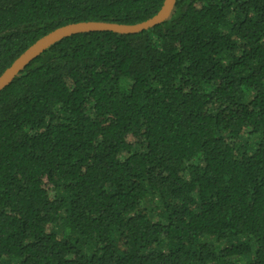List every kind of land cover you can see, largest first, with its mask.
<instances>
[{
  "label": "trees",
  "instance_id": "16d2710c",
  "mask_svg": "<svg viewBox=\"0 0 264 264\" xmlns=\"http://www.w3.org/2000/svg\"><path fill=\"white\" fill-rule=\"evenodd\" d=\"M163 1L0 0V74ZM0 264H264V0H176L28 63L0 91Z\"/></svg>",
  "mask_w": 264,
  "mask_h": 264
},
{
  "label": "water",
  "instance_id": "95a60500",
  "mask_svg": "<svg viewBox=\"0 0 264 264\" xmlns=\"http://www.w3.org/2000/svg\"><path fill=\"white\" fill-rule=\"evenodd\" d=\"M176 0H164L161 8L152 17L138 23L82 20L70 22L54 28L29 45L0 74V91L10 84L16 75L31 61L43 53L50 45L70 35L86 31H115L120 33H139L164 22L173 10Z\"/></svg>",
  "mask_w": 264,
  "mask_h": 264
}]
</instances>
